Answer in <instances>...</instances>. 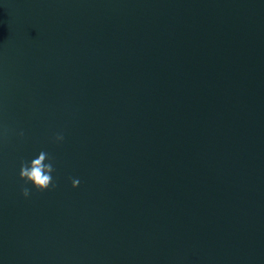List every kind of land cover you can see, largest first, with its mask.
Returning a JSON list of instances; mask_svg holds the SVG:
<instances>
[{
    "label": "water",
    "instance_id": "obj_1",
    "mask_svg": "<svg viewBox=\"0 0 264 264\" xmlns=\"http://www.w3.org/2000/svg\"><path fill=\"white\" fill-rule=\"evenodd\" d=\"M0 264H264V0H0Z\"/></svg>",
    "mask_w": 264,
    "mask_h": 264
},
{
    "label": "clouds",
    "instance_id": "obj_2",
    "mask_svg": "<svg viewBox=\"0 0 264 264\" xmlns=\"http://www.w3.org/2000/svg\"><path fill=\"white\" fill-rule=\"evenodd\" d=\"M23 137L24 133H19ZM54 142L60 143L65 139L63 133H57L53 137ZM48 161V163H45ZM55 171L53 166V157L45 152L41 151L36 158L30 162L22 161L20 165L19 178L24 182V185H32L38 192H44L46 190L54 189L57 185L53 182L52 173ZM72 187L79 186V179H72ZM21 194L23 197L28 198L31 194V190L26 187H21Z\"/></svg>",
    "mask_w": 264,
    "mask_h": 264
}]
</instances>
